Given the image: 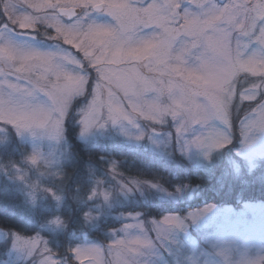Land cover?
<instances>
[{
    "label": "snow or ice",
    "instance_id": "1",
    "mask_svg": "<svg viewBox=\"0 0 264 264\" xmlns=\"http://www.w3.org/2000/svg\"><path fill=\"white\" fill-rule=\"evenodd\" d=\"M24 3L28 11L21 13L22 21L9 27L15 5L0 0V36L7 32L34 39L43 24L48 30L46 38L53 43L51 50L43 51L21 47L11 39L0 45V69L10 70L0 71V122L17 133L39 129L56 138L72 102L90 97L80 111L81 134L104 127L103 115L113 125L133 124L137 118L159 124L170 116L179 120V135L192 125L221 118V101L205 86L226 82L232 86L234 101L238 97L239 102H252L249 107L259 116L255 123L264 128V104L259 103L264 100L260 91L264 85V0ZM242 83L246 86L241 87ZM250 89H255V96H245ZM148 94H152L150 99ZM224 123L230 126L229 119ZM228 142L224 134L211 132L191 144L212 150ZM29 159L37 163L36 156ZM200 214L192 213L190 218L194 221ZM182 223L176 216L154 222L157 232L180 228ZM133 227L141 225L127 224L122 231ZM16 239L29 255L40 254V264H58L40 239ZM150 246L147 239L121 238L108 245L107 251L89 246L71 252L77 264L84 256L93 264H132Z\"/></svg>",
    "mask_w": 264,
    "mask_h": 264
},
{
    "label": "rangeland",
    "instance_id": "2",
    "mask_svg": "<svg viewBox=\"0 0 264 264\" xmlns=\"http://www.w3.org/2000/svg\"><path fill=\"white\" fill-rule=\"evenodd\" d=\"M11 3L15 5L16 15L11 17L9 27L18 26L23 19L21 13L28 11L24 0H11ZM32 14L39 15L34 11ZM4 15L7 16L8 13L5 12ZM39 29L34 34V39L5 35L16 44L42 51L51 50L49 48L53 42L46 38L48 30L43 24L39 25ZM17 30L31 31L18 28ZM241 80L244 78L241 77ZM240 86L245 87L246 83ZM151 96L152 94H148L146 98L150 99ZM88 99L90 97H79L72 102L62 131L56 138H51L46 130L39 129L17 133L11 126L2 125L0 122V150L8 152L7 158L0 157V184L17 192L28 211L46 209L57 213L39 228L45 232L62 234L65 225L58 212L70 204H74L76 211L81 213L84 225L89 231L98 227L99 222L107 218L124 220L120 227L107 231L106 240L102 242L92 241L85 235L71 232L70 240H76V243L65 256L61 254L57 257L51 251L58 264H77L71 252L77 247L100 246L107 251L108 245L115 239L137 237L149 240L151 246L142 249L141 255L135 258L136 264H221L217 252L226 253L233 264L237 261L264 257L263 202H245L233 207L209 203L182 215L166 214L143 222L139 213L113 214L112 210L138 200L142 202L166 200L174 203L189 200L198 196L199 190L190 186H176L172 190H167L156 183L129 179L121 176L113 163H108L107 170H100L98 177L90 178L87 191L79 193L77 189L72 193L65 188L66 178L63 172V166L68 158L64 125L67 121H72L69 123L77 128V140L84 144L118 140L130 148L148 152L156 159L175 162L180 158L194 168L218 172L221 179L228 178L227 180L240 184L249 181L264 182V128L255 123L259 116L251 111L249 105L252 102H239L237 97L240 108L233 109L229 116L228 128L219 120L211 118L202 124L192 125L178 135L176 128L179 120L174 121L170 117L159 124L137 118L133 124L122 121L113 125L110 121L105 122L106 116L102 115L100 122L104 123V127H93L87 133L81 134L80 111ZM233 116L238 118L234 131L231 122ZM211 132L224 134L229 142L223 148L212 150L191 144L193 139L197 137L204 139ZM235 133L236 147L229 150V146L236 140ZM137 136H141L142 139L137 140ZM12 150L14 154L17 153L15 159L13 152H10ZM32 156L37 158L35 165L30 162L29 158ZM104 194L107 195V199H104ZM205 209L207 211H204ZM85 213L88 214V219H85ZM192 213L201 214L193 221L190 218ZM166 216H176L183 222L182 226L169 227L163 232H157L154 222L158 223ZM127 224H140L141 228L133 227L122 231ZM17 237L38 238L49 249L39 233L22 236L0 229V264H40L42 259L40 254L33 252L29 255L28 250L18 246ZM79 264H93V261L84 256Z\"/></svg>",
    "mask_w": 264,
    "mask_h": 264
},
{
    "label": "trees",
    "instance_id": "3",
    "mask_svg": "<svg viewBox=\"0 0 264 264\" xmlns=\"http://www.w3.org/2000/svg\"><path fill=\"white\" fill-rule=\"evenodd\" d=\"M237 119L231 117L233 131L236 129ZM69 122L72 121H67L64 125L68 158L63 166V172L66 178L65 188L72 193L77 189L79 193L87 191L90 178L98 177L100 170H107L108 163H113L117 172L129 179L156 183L167 190H172L176 186L196 187L199 190L198 196L193 199L175 203L166 200L145 202L138 200L116 207L112 210L113 214L139 213L143 222H147L151 218H159L166 214L182 215L209 203L232 207L245 202L264 203V182L249 181L240 184L229 181L228 178L221 179L218 172L194 168L180 158L175 162L156 159L148 152L130 148L118 140L84 144L77 140V128ZM7 155V151L0 150L1 158H7ZM16 156L17 153L14 154V159ZM75 208L74 204H70L59 210L58 215L65 225L62 234L45 232L39 228L40 225L57 213L46 209L28 211L17 192L0 184V229L22 236L39 233L57 257L61 254L65 256L76 243V240H70L71 232L85 235L92 241L102 242L106 240L107 231L120 227L124 222L123 219L107 218L100 221L98 227L89 231L84 225L81 213Z\"/></svg>",
    "mask_w": 264,
    "mask_h": 264
},
{
    "label": "clouds",
    "instance_id": "4",
    "mask_svg": "<svg viewBox=\"0 0 264 264\" xmlns=\"http://www.w3.org/2000/svg\"><path fill=\"white\" fill-rule=\"evenodd\" d=\"M5 34H8V33L5 32L3 34V36H0V45H4V44L8 43L10 40V39L6 38ZM18 45H20L21 47H26L25 45H22V44H18ZM58 62H62V61H58ZM0 71L8 72L10 70L8 68H4V69H0ZM205 87L220 99L222 109H223V114H222L221 118H219L217 120H219L225 126V128H228V125L225 124L224 121L229 119V116L231 115L233 109L238 110L240 108V104L233 100L231 84L226 82L223 86H218L214 83H209ZM260 91H261V93H264V85L261 86ZM255 95H256L255 89H250L245 93V96H255ZM259 103L264 104V100H261ZM169 117H167V118H169ZM5 125H7V124H5ZM33 165H35V164H33ZM105 197H107L106 194H104V199H106ZM85 219H88L87 213H85ZM216 255L220 258L221 264H233V261L230 259V257L226 253L217 252ZM104 264H108V262L105 261ZM132 264H136L135 259L132 261ZM235 264H264V257L259 258L257 260L237 261V262H235Z\"/></svg>",
    "mask_w": 264,
    "mask_h": 264
}]
</instances>
